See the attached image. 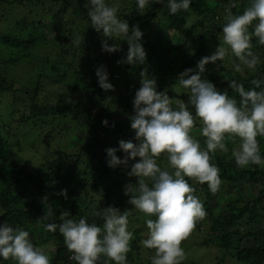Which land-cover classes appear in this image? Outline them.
I'll list each match as a JSON object with an SVG mask.
<instances>
[{"label": "trees", "instance_id": "trees-1", "mask_svg": "<svg viewBox=\"0 0 264 264\" xmlns=\"http://www.w3.org/2000/svg\"><path fill=\"white\" fill-rule=\"evenodd\" d=\"M205 1L207 11H198V20L188 25L187 13L197 6L200 0H192L187 12L176 15L168 13L167 0L164 4H152L150 10L143 15L137 12L136 1L131 3L119 0V15L128 22L130 31L138 26L143 33V39L146 37L147 28L156 23L158 28H166L169 34H172L171 40L176 44L171 48L162 42L154 45L140 42L146 52V63L130 65L120 63L128 52V44L125 41H119L117 38L115 43L122 46L121 51L106 54L102 52V44L91 38L94 30L87 17L86 0H0V7L2 4L13 8L26 5L30 9L28 16L31 17L24 29L16 31L12 28L11 35L0 37V49H5L9 55L1 64L5 75H10V67L13 70L22 66L28 78L23 80L20 83L21 88L17 89L15 79L0 75V96L12 97L10 118L13 120L15 113L20 112L18 125L22 128L37 127L39 123L55 124L50 131L51 135L57 128L59 133L66 132L65 128L61 127L62 123L65 125L67 121L74 120L77 122V132L85 133L86 142L77 150L75 163H58V166L54 164L53 167L44 164L31 171L24 165L19 154L11 149L8 140L1 135L0 128V211L4 212V215L0 216V225L7 222L14 228L20 227L29 231L30 238L37 247L44 249L46 244L52 243L54 251L50 257L51 264L76 262L70 259L72 253L64 246L63 237L58 230L45 231L44 225L61 223L59 217L68 212L69 218L78 220L81 216H86L88 223L102 226V216H94L92 213L109 207L120 212L130 211L129 230L133 231L134 239L131 242L132 250L128 253V264H140L141 255L143 256L141 234L147 230L143 224L148 217L134 210L128 203L131 196L124 194L125 186L137 185L138 178L134 177L128 181L126 178L132 164L139 158L129 160L127 167L121 165L110 168L106 150L117 149V158L123 160L126 154L119 149V142H139L131 128L130 118L135 113L129 102L141 87L140 73L146 70L149 78L156 80L158 92H165L173 85L177 86L180 74L187 69H192V74H196L199 61L211 56L217 44H223L222 27L226 23L224 17L227 10L233 15H239L251 2L235 0L236 6L232 7L233 0ZM116 2L108 0L109 4ZM51 32L54 36L47 39V34ZM78 34L83 36V39L79 46H76L72 41ZM252 44L253 52L261 58L255 72L246 69L243 75L235 73L231 63L230 68H226L221 66L223 62L217 61L216 64L206 65V70L217 68L212 71L211 80L208 79L206 70L201 79L208 80L215 88L224 86L230 98L239 100L238 94L229 87L231 81L242 83L247 90L252 87L253 79H264V46L258 45L255 38ZM101 65L106 67L114 91L105 92L99 87L95 72ZM116 72L121 75L128 72L136 75L138 86L125 87L122 83H113ZM220 79L223 81H219ZM45 87L67 89L69 94H78L73 98L74 105L49 106L43 101L39 103V93ZM133 89H136L133 95L129 94ZM169 98L176 99L170 95ZM21 103L22 110H19ZM25 111L29 112V115H26ZM103 121L108 122L107 126ZM257 139L261 155L264 156V138ZM198 140L204 147V138L200 136ZM71 142L69 139L70 145ZM226 144L229 151H217L211 161L219 168L220 179L227 184H234L237 190L240 187L239 182L249 180L258 185L259 196L246 200L240 191L235 195L227 191L221 195L225 199L221 213L212 217L211 205L207 200L211 192L207 184H199L201 193L207 200L203 203L206 216L212 221L214 238L211 243L225 254L231 255L239 264H264V228L261 225L264 212V168H238L231 157L230 147L234 142L226 140ZM73 145L78 147L77 143ZM46 148L56 161L60 157L73 158L64 150H60L58 139L48 141ZM81 158V169L76 170L75 165L79 163L77 160L80 161ZM56 166L58 170L54 171ZM188 182L197 188L192 180ZM65 190L66 198L60 195ZM49 208L54 215L44 220ZM104 260L105 257H101L98 264H104Z\"/></svg>", "mask_w": 264, "mask_h": 264}, {"label": "clouds", "instance_id": "clouds-1", "mask_svg": "<svg viewBox=\"0 0 264 264\" xmlns=\"http://www.w3.org/2000/svg\"><path fill=\"white\" fill-rule=\"evenodd\" d=\"M191 2L167 0L166 8L170 15H176L187 12ZM155 3L164 4L165 0H136L137 12L143 15ZM231 6H236L235 0ZM119 7L118 2L109 4L108 0H86L85 3L90 25L105 37L102 52L121 51L120 44L115 43L118 38L128 44L126 58L120 63L144 65L146 52L140 43L143 33L138 26L130 31L128 22L119 15ZM224 19L223 44L214 54L199 61L196 74L187 69L179 76L178 86L188 94V104L170 99L166 91L158 92L156 80L149 78L146 70L142 71L141 87L133 100L135 115L130 118L139 143L119 142V149L126 154L123 160L117 158V149L106 150L110 168L127 167L129 160L139 158L128 173L138 178L137 185L125 186L124 194L131 196L128 203L134 210L148 217L145 220L147 238L141 244L153 250L151 264H184L187 256L182 241L189 237L196 222L206 216L201 200L194 195L196 188L188 181L207 184L213 194L220 190L219 168L211 161L217 151H229L226 140L234 143L238 140V146L231 152L238 168H264L257 139L264 138V79H253L252 87L247 90L242 83L231 81L229 87L238 94L239 100L201 79L206 65L226 59L235 73L243 75L246 69L257 70L261 58L253 52L252 40L255 38L258 45L264 46V0H251L239 15L227 10ZM81 39L83 36L78 34L72 43L79 46ZM109 40L114 41L111 46ZM95 75L102 90L114 91L105 66H99ZM197 123L204 147L192 135ZM103 124L107 126L108 122ZM162 155L167 160L166 168L158 163ZM60 195L66 198V190ZM129 214L128 210L120 212L113 207L93 211L92 215L103 218V225L98 226L88 223L86 216L76 220L64 212L59 217L61 223H48L44 228L48 232L58 230L64 246L72 253L70 259L76 264H98L101 257H105L104 264H128L134 239L133 231L129 230ZM3 215L0 211V216ZM53 215L49 208L44 220ZM9 259L14 264H51L50 256L34 245L29 231L6 222L0 225V262Z\"/></svg>", "mask_w": 264, "mask_h": 264}, {"label": "rangeland", "instance_id": "rangeland-1", "mask_svg": "<svg viewBox=\"0 0 264 264\" xmlns=\"http://www.w3.org/2000/svg\"><path fill=\"white\" fill-rule=\"evenodd\" d=\"M119 2V0H116ZM131 3H134L136 0H127ZM195 1V0H193ZM206 1L200 0L199 3H197V6L192 8L187 13V20L188 25L194 22V20H198V14L197 12L202 11L205 13L207 10L205 8ZM0 7V37H3L4 35H11L12 30L20 31L21 29H24V25L27 23L29 19H31L30 16H28L30 9L25 5V7H8L4 4ZM27 7V8H26ZM26 19L25 21H22V19ZM14 28V29H12ZM12 29V30H11ZM93 36L91 37L96 43L102 44V40L105 39L103 37L102 32L98 33L94 28ZM88 35V33H86ZM171 33L169 34L168 30L166 28H158L156 23H152L147 28L146 37L141 39L140 42L142 44L151 43L155 44L158 42L165 43L171 48H174L176 46L175 42L171 40ZM54 36V33L47 34V39H51ZM109 45L111 46L114 41L109 40ZM220 46V44L214 48L213 53L214 54L217 50V48ZM122 48V46H120ZM4 48V47H3ZM174 53H172L173 55ZM211 54V55H212ZM9 57L8 53H6L5 49H0V75H5L4 68L1 66V64L4 62V58ZM222 66V65H221ZM223 67L230 68V62L227 61V59L223 62ZM11 71H9L10 75H5V77L8 79L9 77H12L15 79L16 88L20 89L22 84H20L23 80H27V74L24 69H22V66L14 68L12 70V67H10ZM122 69V68H121ZM119 69V70H121ZM217 68H208L206 70L207 74H209L208 79L211 80V73L212 71H216ZM12 75V76H11ZM219 81H223L220 79ZM122 83L125 87H137L139 82L136 77V75L131 74L130 72L126 74H119V72L114 74L113 77V83ZM214 85V84H213ZM215 86V85H214ZM216 89L220 92H226V88L224 86H216ZM136 89H133V91L128 92L129 94L133 95ZM167 95L171 97H176V99H180L185 104H188L189 102V96L188 94L184 93L179 86L173 85L170 87L167 91ZM78 94H69L67 89H55V87L50 88H43L41 92L39 93L38 100L39 103L42 101L46 103L49 106H70V104L74 105L73 98L76 97ZM135 98V95H133V98L130 99L132 108L134 109L133 100ZM22 104L21 103L18 106L19 110H22ZM12 105V97L11 95H2L0 96V128L2 129L1 135L8 140L9 146L11 149H13L15 152H17L24 163L25 166L31 171L37 170L40 166L48 165V166H54L58 163H61L64 165H71L75 163L77 159V150H79L83 144L86 142L84 138V134H79L76 130L77 122L74 120L67 121V123L64 125L62 123V128H65L64 133H59L57 128L55 130L54 134H50L53 125L48 124H38L37 127H30V128H22L20 125H18V121L21 119L20 112L15 113V118L12 120L10 118V106ZM175 106V105H173ZM21 107V108H20ZM26 115H29V112L25 111ZM200 125L197 123L195 126L192 135L194 138L198 139L200 138V132H199ZM68 134V135H67ZM79 134V135H78ZM78 135V136H77ZM53 139H58V144L60 147V150H64L65 153L72 156L73 158L68 159V157H60L59 159H56L54 157H51L50 151H48L47 143L48 141H53ZM69 139L72 141L70 145ZM68 143V144H67ZM77 143L78 147L76 148L73 144ZM139 143V142H138ZM57 146V144H56ZM238 146V140L236 143L231 145V152L232 149ZM232 157V155H231ZM232 161L235 163L234 158L232 157ZM57 162V163H56ZM79 162L75 165V169L79 170L81 169L83 158L77 160ZM160 166L162 168L167 167V160L165 157L160 158L158 161ZM236 165V163H235ZM54 171L58 170L57 167ZM249 168V167H248ZM245 168V169H248ZM60 171V170H59ZM131 178L128 176L126 178V181L130 180ZM240 187L238 190L235 186L232 184H227L222 181V184L220 186V190L213 194H209V199H207L211 205L210 210L212 212V217H217L221 213V209L224 206L225 199L221 196L227 191H231V195L237 194V191L241 192L243 196L246 197V200H253L252 198H258L259 190L258 185H254L249 180H245L243 182L238 183ZM196 192L194 195H196L203 203H205L206 198H204L203 194L201 193V190L199 188V184H196ZM246 186V188H245ZM263 204V203H262ZM262 227L264 228V212L263 217L261 219ZM144 225V228H146V225ZM212 221L205 216L202 220L196 222L194 229L192 230L189 237L182 241V247H184L187 259L184 261V264H239L235 259L231 257L229 254H225L218 246H215L213 243H211V240L214 238V234L211 230ZM142 226V225H141ZM143 227V226H142ZM148 230H146L147 232ZM141 234V237L143 239H146L145 233ZM46 232L44 233V237H46ZM44 250L46 253L51 257V253L54 251V247L51 244H46ZM141 255V262L140 264H147L150 262V256L153 254V250L145 249L143 247ZM222 260V261H221ZM14 263L12 260H7L4 262H0V264H12Z\"/></svg>", "mask_w": 264, "mask_h": 264}]
</instances>
